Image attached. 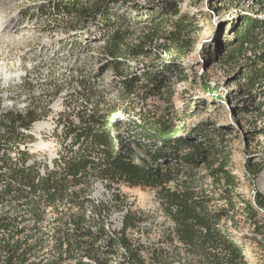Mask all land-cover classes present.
Listing matches in <instances>:
<instances>
[{
	"label": "trees",
	"instance_id": "trees-1",
	"mask_svg": "<svg viewBox=\"0 0 264 264\" xmlns=\"http://www.w3.org/2000/svg\"><path fill=\"white\" fill-rule=\"evenodd\" d=\"M139 1L53 0L51 6L56 14L78 26L97 16L102 18L101 38L110 58L106 65L123 78L120 82L126 96L134 94L137 83L136 76L122 77L128 58L150 57L154 47L162 48L168 56L155 57L172 61L163 63V71L147 73L145 79L151 88L143 97L148 98L165 86V80L187 79L186 68L175 61L193 49L194 39L188 34H193L195 25L178 14L171 0H159L146 10H141ZM257 1L264 10V0ZM145 15L146 24L135 26ZM233 29L230 45L244 47L255 43L259 31L264 30V20L244 17ZM133 34L134 42H128ZM246 60L250 64L245 65L242 93L253 98V90L261 91L264 85V51ZM203 88L214 95L209 84ZM35 108L0 115V205L9 197L25 198L22 204L0 209V264H170L183 255L194 258L195 264H245L241 244L223 221L231 219L228 210L233 209L237 178L225 169L226 157L211 129L199 127L185 134L186 126L175 127L172 118L150 120L139 114L142 120L138 124L116 119L112 112L88 113L79 124L71 121L61 125L65 136L71 135L64 148V166L57 165L38 176L34 167H19L8 160L7 152V147L18 146L23 139L21 128H28L38 117ZM21 153L25 159L27 152ZM202 167L213 181L210 190L203 187L204 179L197 173ZM92 178L115 190L121 184L155 190L170 225L160 229L156 240L144 244L131 233L139 230L144 214L128 208L122 214L121 228L111 230L107 216L112 201L96 204L85 197ZM81 183L85 187L77 189ZM67 197L76 210H59L43 225L45 210ZM114 197L121 202L117 194ZM217 200L225 201L228 207L213 209L211 203ZM255 201L264 208V199L256 195ZM246 207L253 211L250 202Z\"/></svg>",
	"mask_w": 264,
	"mask_h": 264
},
{
	"label": "rangeland",
	"instance_id": "rangeland-1",
	"mask_svg": "<svg viewBox=\"0 0 264 264\" xmlns=\"http://www.w3.org/2000/svg\"><path fill=\"white\" fill-rule=\"evenodd\" d=\"M52 1L0 0V115L6 111L20 112L28 106H36L38 112L35 124L23 133L19 146L7 147L8 160L14 162L16 157L21 160L20 146L27 144L29 147H25L30 149L29 156L35 159L36 166L48 162L69 145L61 125L71 121L79 124L82 117L92 112L97 115L112 112L116 119L138 124L142 120L139 114L150 120L172 118L175 127L186 126L185 134H192L199 127L211 129L222 156L226 157L225 169L237 178L233 209L228 210L231 219L223 221L241 244L245 264H264V208H259L255 201L256 195L264 199V85L261 91L253 90L256 92L253 98L242 93L245 65L250 64L246 58L253 59L264 51V30L259 31L255 45L249 43L238 48L230 45L233 28L244 17L264 20V10L258 1L171 0L178 14H184L195 25L193 34H188L194 39L193 49L175 61L186 68L187 79L165 80V86L148 98L143 97L151 88L145 79L147 73L152 69L163 71V63L172 61L166 58L162 62L155 57L167 55L162 48L154 47L150 57L128 58L122 77L136 76L137 83L134 94L126 96L120 82L123 78L106 65L110 58L101 38L102 18L97 16L78 26L69 22L70 18L56 14ZM158 1L140 0L138 4L141 10H146ZM145 20L146 15L135 26L145 25ZM134 35L127 38L128 42H134ZM206 83L215 91L214 95L203 88ZM36 124L43 127L36 130ZM41 139L52 145L50 150L35 149ZM6 170L5 167L2 172ZM197 173L204 179L203 187L210 190L213 181L208 170L202 167ZM99 188L96 199L112 201L107 216V227L111 230L121 228L122 214L128 208L144 214L139 230H131L133 237L144 244L156 240L160 229L170 225L155 190L126 184L115 190L105 182ZM95 189L91 188L90 193ZM24 199L9 197L0 209L22 204ZM68 201L67 197L57 206L48 207L42 224H48L59 210L75 211ZM247 202L253 211L247 210ZM211 207L228 205L217 200ZM193 261L191 256L183 255L181 260L174 258L170 264H195Z\"/></svg>",
	"mask_w": 264,
	"mask_h": 264
},
{
	"label": "built area",
	"instance_id": "built-area-1",
	"mask_svg": "<svg viewBox=\"0 0 264 264\" xmlns=\"http://www.w3.org/2000/svg\"><path fill=\"white\" fill-rule=\"evenodd\" d=\"M34 122V121H33ZM31 123L32 124H35V123ZM31 125L28 127V128H21V132L22 133H26L27 132V129H29L31 127ZM36 126V125H35ZM34 126V127H35ZM71 138V135L67 136L66 137V140L69 139V143H70V139ZM42 140V139H41ZM40 140V141H41ZM43 141V140H42ZM18 146H19V143H18ZM29 147V145H21L20 146V155L22 154L21 152H27V156L25 159H21V160H18V158H14V162L18 164L19 167L21 166H24V167H34L37 171H38V176H41V175H45V173L47 171H50V170H54L55 166L57 165H60V166H64V156L66 155V150L63 151L61 150L60 153H57L56 155H54V157H51L48 162H42L40 165L36 166V161L33 157H30L29 156V152H30V149L29 148H26V147ZM32 146V144H31ZM35 147V146H34ZM77 146H74L73 148L75 149ZM23 155V154H22ZM37 160V159H36ZM56 163V165H55ZM38 176H37V179H38ZM102 180L98 179V178H92L91 179V185H90V188L88 189V192H86L85 194V197L86 198H89L91 199L94 203L96 204H99L102 202V199H96L95 195H98L99 192H100V188L99 186L102 185ZM105 182V181H104ZM106 183V182H105ZM26 189H28L27 186H24ZM85 187V184L84 183H81L77 186V189L79 188H84ZM93 187H96L95 191L94 192H91V188ZM99 189V192L96 193V191Z\"/></svg>",
	"mask_w": 264,
	"mask_h": 264
},
{
	"label": "bare ground",
	"instance_id": "bare-ground-1",
	"mask_svg": "<svg viewBox=\"0 0 264 264\" xmlns=\"http://www.w3.org/2000/svg\"><path fill=\"white\" fill-rule=\"evenodd\" d=\"M2 23V22H1ZM43 126L42 124H36L35 129L39 130L41 129ZM35 149H42V150H50V148L52 147V145L48 142H44V141H38L35 145ZM99 192V189L96 191V193Z\"/></svg>",
	"mask_w": 264,
	"mask_h": 264
}]
</instances>
